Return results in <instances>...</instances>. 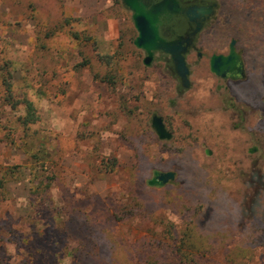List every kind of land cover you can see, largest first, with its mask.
Returning a JSON list of instances; mask_svg holds the SVG:
<instances>
[{
	"label": "rangeland",
	"instance_id": "374dc122",
	"mask_svg": "<svg viewBox=\"0 0 264 264\" xmlns=\"http://www.w3.org/2000/svg\"><path fill=\"white\" fill-rule=\"evenodd\" d=\"M216 1L204 57L189 56L191 87L178 95L162 63H142L121 0H0V95L9 81L27 90L43 153L25 150L21 111L1 98L0 264L25 262L9 238L33 225L47 235L50 210L62 252L85 254L76 264H264V0ZM230 37L246 73L230 102L253 109L238 129L208 64ZM153 111L172 139L154 133ZM155 170L175 179L148 185Z\"/></svg>",
	"mask_w": 264,
	"mask_h": 264
},
{
	"label": "water",
	"instance_id": "95a60500",
	"mask_svg": "<svg viewBox=\"0 0 264 264\" xmlns=\"http://www.w3.org/2000/svg\"><path fill=\"white\" fill-rule=\"evenodd\" d=\"M124 7L131 11V19L137 31L133 44L144 50L145 55L142 62L149 66L153 60L154 53L157 51L168 54L174 65L181 86L188 88L190 85L189 68L186 63L185 54L188 46L193 41V36L200 30L199 24L185 37L167 40L159 32L162 24L161 18H170L171 14L184 12L197 17L202 13L211 14V10L203 7L191 6L189 8L180 7V0H121ZM230 51L227 55L212 54L209 61L210 71L216 76L241 78L244 75L243 64L240 56L235 51L234 40L230 43ZM151 128L157 137L162 140L172 138V133L166 128L163 119L158 114H153L150 118ZM209 153V152H208ZM176 173L169 171H153V175L147 183L151 186H164L175 179Z\"/></svg>",
	"mask_w": 264,
	"mask_h": 264
},
{
	"label": "flooded vegetation",
	"instance_id": "af4514ba",
	"mask_svg": "<svg viewBox=\"0 0 264 264\" xmlns=\"http://www.w3.org/2000/svg\"><path fill=\"white\" fill-rule=\"evenodd\" d=\"M153 1L157 2L159 0H153ZM191 6L203 7L206 10H211L212 13L211 14L202 13L197 17H192L191 14L187 15L184 12H177V13L171 14L170 18L162 17L161 18L162 24L159 26L160 34L167 40H172V39H178L179 37H185L188 33H191L195 29L197 24H199L200 30L196 32V34L193 36V41L188 46L187 52L185 54L186 63L188 65L189 72H190L189 80H190V76L193 73V70L189 64L188 58L192 53L195 55V58L199 61L204 57L203 46L202 44H200L199 38L201 37V33L204 30H206L207 28H209L210 26L214 24V21L216 19L215 13L218 7V3L216 0H180V7L189 8ZM232 40H234L235 51L238 53L242 61L244 75L241 78H232L230 76L223 78L220 76H216L211 71L210 72L216 78L215 79L217 82L216 88H217V95L219 99L218 102L221 106L220 110L221 111H231V118L235 119V121L232 123L233 124L232 127L233 129H238L241 125L247 126V125L253 124V120L250 117V114L253 113V109L250 108V110H247V109H244L243 106L238 107L234 103L230 102V100L233 99V96L231 95L233 93L232 91L233 87L231 86V83L239 82L246 78L244 56H243L242 50L238 47L237 40L234 37H230L229 39L225 41L224 49H222L221 51H217V52H211L208 58V64H209L210 57L212 54L227 55L230 51L229 46ZM142 51H143V54L145 55L144 50ZM152 62L162 63L165 70H167L172 75V77H175V79L178 81V85L176 87V94L182 95L184 91L188 90L191 87V80H190V85L188 88H184L181 86L180 79L174 70V65L168 54L157 51L154 53ZM209 70H210V66H209ZM162 119L167 128V124L163 117ZM254 136H255L254 130H250V132L248 133V140L249 141L254 140ZM258 142H259V139H257L256 143ZM247 151L249 153H256V152H259V147L254 142L251 146L247 147ZM206 153L210 154V151L207 149ZM257 162H258V159L256 160L254 159L253 166L257 164Z\"/></svg>",
	"mask_w": 264,
	"mask_h": 264
},
{
	"label": "trees",
	"instance_id": "16d2710c",
	"mask_svg": "<svg viewBox=\"0 0 264 264\" xmlns=\"http://www.w3.org/2000/svg\"><path fill=\"white\" fill-rule=\"evenodd\" d=\"M75 37H78L77 33H74ZM108 56V55H107ZM3 63V62H2ZM107 63V60H106ZM25 77V74H23ZM25 81V80H24ZM26 83V81H25ZM6 84V90L5 92L0 95L3 97V100L8 103L12 108H18L21 113L17 116V120L15 123H17L18 127L22 130V133L25 137V150H27L33 159L38 158V154H43L42 149L36 148V144L39 141L38 137L32 138L34 133L31 131V127L35 125L39 120V114L37 111V107L34 104V102L29 98V95L27 93V90L21 89V95H15L13 92L14 86L12 85V82L9 81ZM32 144V146H29ZM31 147V148H30ZM26 151V152H27ZM37 172H40L38 168ZM40 174V173H39ZM254 177V175H253ZM0 188H2L4 181L0 179ZM256 180H260V177L257 175L255 176V182ZM47 187L42 191L47 196ZM43 194V195H44ZM43 207V204L40 205V210ZM52 213V210H50ZM49 214V217H47V222L43 223L41 222L42 228H45L46 232L42 230V232H39L37 228H35V225L32 226V231L27 236L17 235L16 238H9L11 241L15 243L17 247L20 248L21 254H18L19 257L22 259V261H25L23 264H50L54 261V263L61 262L65 259V257L69 256V264H76L75 258L78 257V260L82 259V257L85 256V254L82 255H74L73 254H64L62 252V249L59 248L61 246L60 241V227H58L55 223L53 213ZM32 219V218H31ZM33 220L35 218L33 217ZM47 228V229H46ZM14 233V232H13ZM58 233V234H56ZM15 234V233H14ZM182 252V251H181ZM177 253L174 255V258L177 259V257H183L186 256L184 253ZM66 255V256H65ZM87 255V253H86ZM188 255V254H187ZM20 264V262H18ZM178 264H181V261H179Z\"/></svg>",
	"mask_w": 264,
	"mask_h": 264
},
{
	"label": "crops",
	"instance_id": "0c3cea01",
	"mask_svg": "<svg viewBox=\"0 0 264 264\" xmlns=\"http://www.w3.org/2000/svg\"><path fill=\"white\" fill-rule=\"evenodd\" d=\"M143 63V62H142ZM153 63H155V62H152L149 66H151ZM202 102H203V100H202ZM205 102L206 103H211V102H213V100L208 96L206 99H205ZM158 114V115H160L161 117H163L161 114H159V113H157V112H152V114H151V116L153 115V114ZM151 118V117H150ZM167 129H168V127H167ZM153 130V129H152ZM171 133H172V137H173V132L170 130V129H168ZM154 131V130H153ZM155 133V132H154ZM156 134V133H155ZM172 139V138H171ZM158 171V170H157ZM169 171V170H168Z\"/></svg>",
	"mask_w": 264,
	"mask_h": 264
}]
</instances>
